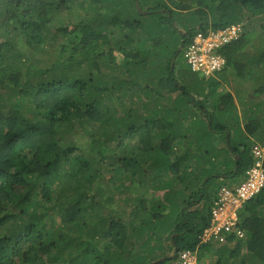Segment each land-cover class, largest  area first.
I'll return each instance as SVG.
<instances>
[{
    "label": "trees",
    "instance_id": "16d2710c",
    "mask_svg": "<svg viewBox=\"0 0 264 264\" xmlns=\"http://www.w3.org/2000/svg\"><path fill=\"white\" fill-rule=\"evenodd\" d=\"M136 1L146 17L157 12L162 21L183 28L180 43L170 41L176 44L172 66L180 46L197 32L242 24L240 36L218 50L223 68L212 75L196 72L207 81L203 96L191 92L188 99L201 124L209 119V130L213 114L221 131L238 124L242 136L233 144L230 132L210 139L202 126L190 128L184 110L161 99L164 90L179 87L185 94L186 88L170 77L167 87L149 77L148 61L157 54L149 48L162 40L155 23H140L134 15ZM198 12L206 17L208 12L209 20L194 22ZM181 15L185 22L177 23ZM169 61L157 68L160 81L169 76ZM218 76L232 78L241 90L238 99L246 107L240 115ZM260 96L264 0H159L144 13L139 0H0V264L125 262L136 252L129 233L149 231L145 222L163 223L168 215L174 220L166 222V239L174 251L149 261L140 254V264L161 257L155 264H163L186 248L196 255L195 264H206L207 255L215 257L210 264H264V186L240 209L249 210L240 211L237 221L243 238L225 232L224 243L215 240L220 236L202 239L221 187L244 181L254 163L252 147L264 148ZM228 110L227 117L220 116ZM200 137L207 147L198 148ZM220 139L234 164L218 174L209 164L225 163L214 161L209 151ZM209 177L222 179L210 191ZM190 187L205 193L198 200L182 198ZM155 191L163 192L162 199H155Z\"/></svg>",
    "mask_w": 264,
    "mask_h": 264
},
{
    "label": "rangeland",
    "instance_id": "374dc122",
    "mask_svg": "<svg viewBox=\"0 0 264 264\" xmlns=\"http://www.w3.org/2000/svg\"><path fill=\"white\" fill-rule=\"evenodd\" d=\"M159 0H139V5H140V8L142 10V13H144L146 11V8L148 7H151L153 6L156 2H158ZM173 10H175L177 7L171 5L170 6ZM196 7V4L192 7L193 9ZM186 9H182V14H188V12L185 11ZM134 11V15H137V17H139V22L142 23L143 20H149L151 21L152 23H155L156 24V28H155V32H156V35H157V38H160L162 41H161V44L160 46H151L149 49H150V52H155L157 53L156 56L154 58H151L150 61H148V68L150 69V75L149 77L153 78L152 80H157L160 82V85H163V86H166V85H170V83L172 82V80L175 79V82H179L180 84L183 85L184 88H186V93L184 94V92L179 88V87H172V90L175 92H167V90H164L163 91V94L161 95V99L164 100V101H167L168 99V102L171 103L173 101V105L176 107V109L179 107L180 110H184V112H182V114L184 113V115H186V118H187V125L190 127V128H193L195 129L197 127V125L199 126H202L204 128V134L205 135H209L210 139H214V138H217L219 136H226L228 137V132H230V142L231 144H233L234 142V137H238V138H241V133L242 130L241 128H239L240 126L238 124H233L232 122L230 124H227L225 126V130L221 131L220 130V127L219 126H216L215 124V121L218 119V117L216 115L213 114L214 117H212V120H213V130H209V126H208V123H209V119L208 121L206 122L207 125H204V124H201L202 122V117L200 115H196V114H191V112L195 111V106L194 104L191 103V105H189V100L190 99V94L191 92H199L201 93V95L203 96L202 92L204 90V84L207 83V81L204 79V76L200 75L199 73H194L192 71L189 70V66L188 64L184 61L183 57L181 56L182 55V51L180 53V51L178 52L176 60V64H174V66L171 65V62L169 61V59L171 60V56H173V49L175 47V45H171L170 41L175 43H180L179 42V31H184L183 28H178L176 27L174 24V21H170L169 19H166L165 21H162L161 20V17L162 16H158V13L157 12H154L153 15H150L148 17L147 14H141V11L139 12V10L137 8H135ZM205 11V9H204ZM166 12V11H165ZM167 16H168V13L166 12ZM182 16L181 15V18H179V16H177L178 18H175L177 21V23L179 22H182L184 23L185 20L182 19ZM60 18V16H59ZM209 20V16H208V12H207V17H206V12L202 13V12H198L194 15V22H197L198 24H200L201 22H205V20ZM161 20V23L159 24L158 21ZM172 24V26H171ZM242 25V24H241ZM129 34H131L130 31H126V36H129ZM168 43H170V46L168 47ZM167 45V46H166ZM158 49V50H157ZM162 58H165V60L162 62V63H167L169 61L170 63V71L169 72H166V73H169V76H167L166 80H162L160 81V74L159 72L157 71V68L158 66H160L162 63H161V60ZM116 60L118 61V63H123V61L121 60V56L120 55H117V58ZM172 71V73H171ZM169 78V82L167 81V79ZM210 78V77H209ZM212 80L213 79H216V77H211ZM208 79V78H206ZM218 79L219 81L221 82V88L224 89V90H230V92L233 94V101H234V105H235V109L234 111H236V115H240L241 111L243 108H245L246 106H244L243 104L240 103V100L238 99V95L237 93H241V90L238 91V88L236 87V83L235 82H232V78H224L223 79V76L222 77H219L218 76ZM167 87V86H166ZM196 90V91H195ZM189 97V98H187ZM257 100H259V104L260 105V108L264 110V105H263V101H264V96H260L257 98ZM204 102V101H203ZM263 110H261L259 113H262ZM231 112V110H228V111H225L223 113L220 114L221 117H227V114H229ZM196 113H199L198 111ZM194 115V116H193ZM240 117V116H239ZM232 118H234V115L232 116ZM241 121V120H239ZM206 126V127H205ZM202 132V129L199 130V133ZM220 138V137H219ZM223 139V138H222ZM215 141V142H214ZM213 141V144L217 147V148H213L212 145L211 148H210V151L209 153H212L214 154V161H221L222 163H225L223 164L221 167L217 166L215 164V162H212V164L214 165L213 167L211 166V164H209L210 168L211 169H216L218 170V174H221L222 172H225V171H228L229 169H231V167H233V160H232V152L231 150L229 149V147H221V146H224V143L223 141L220 139V140H214ZM78 143L80 144V140L78 141ZM208 144L207 143H204L203 141V138L200 137L199 139V147L198 148H203V147H207ZM214 146V147H215ZM221 147V149L219 148ZM243 157H245V160H248L249 161V154H246V153H243ZM212 161V160H210ZM211 181V187H209V191L212 190L216 184V182L218 180H222L220 178H214V177H209ZM198 189V187H190L191 191L189 193L185 191V193H180L181 194V197H185L186 195H188V199H189V196L192 197V198H197L200 199V197L202 196L203 193L205 192H202V190L200 191V193L198 194V190L197 192H194L193 193V189ZM136 192H140V191H136ZM149 193L151 192V190L148 191ZM134 193V190H131V194ZM126 195H128L127 193H123L121 194V197H125ZM155 199L156 200H159V199H162L163 197V192L162 191H155ZM206 196L207 194H205V199H206ZM124 199V198H123ZM179 199H176L175 200V203H179ZM202 201H204V198L202 199ZM174 202V201H173ZM123 203L126 205V202L123 200ZM120 204V203H119ZM122 205V204H121ZM172 205V204H171ZM179 205H181L179 203ZM123 206V205H122ZM127 206V205H126ZM126 206H123V208L128 211L130 209V207H126ZM183 208H185L183 206ZM187 208V207H186ZM185 208V209H186ZM192 210H196V209H187V211H192ZM241 212L244 211V214L246 212H248L249 210H247L245 207L240 210ZM186 212V210H185ZM184 212V213H185ZM187 213V212H186ZM200 214V212H198ZM190 215V212L188 213ZM186 215V214H185ZM183 215V217H185V219L187 221L188 218ZM174 217V216H173ZM172 217L171 219V216H167V218H164L163 219V223L157 221V220H154L152 217V220L150 223L149 222H145V225L148 227V229L150 227H152L151 229H149V231H147V228H142L143 232L141 233V231H139L138 234H135V235H132L130 236L129 240L133 243H135V247L132 248L133 249V252H135L134 254V261L135 263L136 262H139V264L141 263V259L138 257L140 254L143 255V258L144 260H148L151 259V258H154V257H158V256H161V255H164L165 253H168V254H171L174 250L171 248V247H168L170 244H169V241L166 239V233L165 230L167 228V223L166 222H169L170 219H171V222L174 220ZM140 219H137L136 222H140L139 221ZM135 222V224H136ZM155 223V224H154ZM153 229L155 231H153ZM128 232H131L132 228H128L126 229ZM150 230H152L154 232V236H149V233H150ZM151 238V239H150ZM138 244V245H136ZM141 244V245H140ZM127 245H130V244H127ZM141 246V247H140ZM160 247V248H159ZM163 247H165V250H163ZM182 247V246H181ZM140 248H143L144 251L142 252ZM150 248V249H149ZM147 249H149V252L147 251ZM121 249H119L120 251ZM167 251V252H166ZM120 253V252H118ZM128 252L126 253H123V255H127ZM212 258V259H210ZM208 259V256H202V259L204 262H210L215 259V257L213 255H211ZM133 259L132 260H128V261H125V262H117L116 264H132L133 263ZM120 261V260H119ZM122 261V260H121ZM147 261V262H148ZM207 262V263H208ZM206 263V264H207ZM209 263V264H210ZM112 264V263H111Z\"/></svg>",
    "mask_w": 264,
    "mask_h": 264
},
{
    "label": "built area",
    "instance_id": "2783aa9c",
    "mask_svg": "<svg viewBox=\"0 0 264 264\" xmlns=\"http://www.w3.org/2000/svg\"><path fill=\"white\" fill-rule=\"evenodd\" d=\"M240 27L231 25L222 29H213L208 33L198 32L182 52L185 62L192 71L212 75L223 68L225 58L217 51L218 47L236 38ZM254 163L247 171V177L234 190L222 188L212 209L211 225L202 235L207 240L209 235H220L236 225L237 211L242 204L255 195L264 186V148L252 147ZM241 235V231L237 230ZM163 264H195V254L189 249L178 251L174 258Z\"/></svg>",
    "mask_w": 264,
    "mask_h": 264
},
{
    "label": "clouds",
    "instance_id": "9594fccd",
    "mask_svg": "<svg viewBox=\"0 0 264 264\" xmlns=\"http://www.w3.org/2000/svg\"><path fill=\"white\" fill-rule=\"evenodd\" d=\"M138 10H139V8H137ZM231 25H238L239 27H240V32H239V35L236 37V38H234V39H232V40H235V39H237L239 36H240V34H241V32H242V30H243V28H241V24H239V23H231V24H229V25H226V26H224V27H221V28H209L208 29V31L206 32V33H208L210 30H213V29H222V28H225V27H229V26H231ZM180 28V27H179ZM179 32H181V31H179ZM198 33V32H197ZM196 33V34H197ZM195 34V35H196ZM194 35V36H195ZM193 36V37H194ZM192 37V38H193ZM232 40H230V41H232ZM229 41V42H230ZM228 43V42H227ZM227 43H225V44H227ZM225 44H223V45H225ZM223 45H221L220 47H218V49H217V51L219 50V48H221ZM186 46V45H185ZM185 46H183L182 45V52H183V49H184V47ZM219 52V51H218ZM221 54V53H220ZM222 55V54H221ZM183 57V56H182ZM184 59V58H183ZM185 61V60H184ZM189 70L190 71H192L190 68H189ZM192 72H195L196 73V71H192ZM205 75V74H204ZM240 183V182H239ZM238 183V184H239ZM237 184V185H238ZM236 184L235 185H227V186H222L221 187V190H222V188H229V189H231V190H234L235 189V187L237 186ZM231 186H234V187H231ZM221 190H220V192H221ZM218 199V198H217ZM216 199V200H217ZM216 200H215V202H216ZM215 202H214V205H215ZM244 204V203H243ZM243 204H242V206L238 209V211H237V221L239 222V212H240V209L243 207ZM214 205H213V207H212V209L214 208ZM212 209H211V211H210V213H209V216H210V220H209V224L207 225V227H206V229H208L209 227H210V225H211V220H212ZM237 221H236V225H234V227L232 228V229H230V230H228V231H223L220 235H214V236H220V237H218V238H216L215 240H217L218 242H220V243H224V241H225V238H223V236L222 235H224V233L225 232H232L233 234H235V235H237L238 237H240V238H243L244 237V234H243V230H242V228H240V225H238L237 224ZM237 226V227H236ZM205 229V230H206ZM204 230V231H205ZM237 230H240L241 231V235H239L238 234V232H237ZM204 233V232H203ZM132 235H135V234H133V233H129V236H132ZM212 235H209V237H211ZM209 237L207 238V240L209 239ZM215 240H214V242H215ZM181 250H183V249H176L175 250V252H174V254H172V257L171 258H174L175 256H176V254H177V252L178 251H181ZM128 254V253H127ZM208 256V255H207ZM211 256V255H210ZM133 257L134 256H132V259H133ZM171 258H168V260L169 259H171ZM131 259V260H132ZM196 260H197V257H196V255H195V263H196ZM133 262H135L134 261V259H133ZM208 263H210V262H208ZM136 264H139L138 262H136Z\"/></svg>",
    "mask_w": 264,
    "mask_h": 264
},
{
    "label": "water",
    "instance_id": "95a60500",
    "mask_svg": "<svg viewBox=\"0 0 264 264\" xmlns=\"http://www.w3.org/2000/svg\"><path fill=\"white\" fill-rule=\"evenodd\" d=\"M136 5H137V7H138V3H137V1H136ZM139 8V7H138ZM182 48V46H180V49ZM164 258L163 257H161V258H159V259H156V260H154V261H152V262H149V263H147V264H155V263H157V262H159L160 260H163Z\"/></svg>",
    "mask_w": 264,
    "mask_h": 264
},
{
    "label": "crops",
    "instance_id": "0c3cea01",
    "mask_svg": "<svg viewBox=\"0 0 264 264\" xmlns=\"http://www.w3.org/2000/svg\"><path fill=\"white\" fill-rule=\"evenodd\" d=\"M211 256H208V259L210 258ZM207 262H208V260H207ZM209 264V263H208Z\"/></svg>",
    "mask_w": 264,
    "mask_h": 264
}]
</instances>
